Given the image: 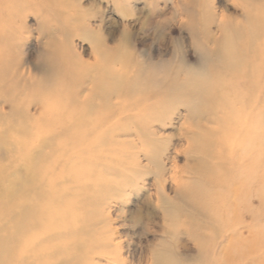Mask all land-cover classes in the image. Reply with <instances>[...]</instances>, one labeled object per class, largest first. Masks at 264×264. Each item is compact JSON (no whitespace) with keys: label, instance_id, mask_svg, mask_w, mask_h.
Returning <instances> with one entry per match:
<instances>
[{"label":"rangeland","instance_id":"obj_1","mask_svg":"<svg viewBox=\"0 0 264 264\" xmlns=\"http://www.w3.org/2000/svg\"><path fill=\"white\" fill-rule=\"evenodd\" d=\"M204 9L211 11L213 19L204 17ZM261 18H264V0H0V172H8L10 181L21 178V172L29 165L24 157L48 136L60 137L55 143L59 145L81 133L82 139L73 145L79 149L94 145L101 136L100 123L106 118L99 110L82 117V104L74 108L67 105L72 95L76 97V93L71 92V80L74 77L79 81L89 80L84 75L87 64L103 65L91 42L85 38L84 29L99 32L112 48L120 45L126 34L131 40L130 50L137 54L143 67L140 82L132 80L136 91L131 100L138 108L132 113L108 118L112 124L106 126L117 131L123 128L130 133L116 140L124 150L132 152L129 156L133 159L132 165L134 161L140 162L134 177L121 165L112 172L110 165L108 172L115 173L118 179L103 183L97 151L90 158L95 166H90L89 162L84 165V162L83 168L80 166L75 172L71 165L58 164L61 161L55 155L49 161L43 160L40 168L37 166L40 182L35 181V190L40 187L37 191L47 197L53 192L70 194L64 203V214L71 213V227L81 229L82 240L78 243L85 247L90 245L81 254L74 253V248L69 250L72 258L69 257L68 264H152L153 249L171 240L170 227L174 221L180 224L172 251L178 261L200 259L199 253L203 252L207 264H264V36L253 38V46L259 48L257 51L261 54V59H256L263 66L259 80L246 82L235 75H215L209 80L217 89L215 98L184 99L187 106L192 100L196 103L194 118L182 105L183 99L178 100L183 96L177 94L174 98L153 90L171 82L168 77L179 74L182 78L194 67L199 69L197 73L214 74L209 66L216 62L200 63L203 54L215 42L228 47V40H233L236 49L247 47L251 35L262 31ZM74 54L77 56L71 58ZM191 83V86L196 85ZM185 84L182 88L188 91L189 86ZM81 86H86L81 92L83 101L93 84L87 81ZM15 92L19 95L12 94ZM14 97L20 98L18 109L11 105ZM91 98L96 100L97 104L94 103L99 109V94ZM112 99L111 104L107 103V106L113 105L110 109L119 106L114 104L116 97ZM121 100L125 101L119 98L117 102ZM128 114H132L130 119ZM125 118L128 123L124 122ZM149 118L153 125L149 124ZM18 121L24 122L22 131L17 128ZM186 130L207 134V139L191 141ZM85 134L90 135L86 138ZM76 151L74 154L78 157L81 152ZM145 155L162 161V174ZM77 159L83 161L82 157ZM63 169L69 171L66 172L69 177L64 174L66 181ZM76 177L78 181L73 180ZM47 197H44L46 202ZM15 200H18L16 206L19 205V199ZM2 213L0 224L11 220L8 232L14 233L16 221H12V216L1 217ZM80 219L83 221H78ZM1 234L4 236L5 232Z\"/></svg>","mask_w":264,"mask_h":264},{"label":"bare ground","instance_id":"obj_2","mask_svg":"<svg viewBox=\"0 0 264 264\" xmlns=\"http://www.w3.org/2000/svg\"><path fill=\"white\" fill-rule=\"evenodd\" d=\"M203 12H204V17H206L207 19L208 18L213 19L214 15L210 13L211 11H209L208 9H204ZM261 19H262L261 20L262 31H258L255 34L251 35L252 38H249V39L250 40L252 39V40L250 41V43L248 41L247 47H245V45H243V47L245 49L243 47H240V48L237 47V49H236V47H234L235 41L228 40V42H229V44L227 45L228 47H226L223 43L222 44L221 43L218 44L217 42H215L213 44L214 46L209 51H207V53L205 52L203 54L201 60L199 61L200 63L203 64V63L207 62L208 64H211V63H213V61L216 62V65H214L212 67L209 66L211 68V71L214 74H210L208 72H206V73H202V72L197 73L199 69L197 67H194L189 72L184 74L182 78H181V76L179 74H176V75L174 74L172 77H168L167 79H170L171 82L169 81L167 83H164V85L160 86L159 88L153 89V90L154 91H161L162 93H164V95L169 96V97H170V95L171 96L173 95V97L175 98L177 94H178L177 96H183L182 98H179L178 100H182L183 99L182 105L185 106L188 109V111H189L188 113L191 115L190 117L194 118V117L197 116V113H196V110H195L196 109V103L192 100L191 102H193V103L192 104L190 103L189 106H187L186 105L187 102L184 99L189 98V97H196V98H198V100H200L202 98L208 99L210 97L211 98H215L216 97V93H217L216 92L217 89H216L215 86L212 87L209 84V80H211L215 75L216 76L218 74H220V75L221 74H225L227 76L228 75H235L236 77H239L241 79V81L244 80L246 82H249V81L252 82V81L259 80V77L262 76L261 73H262V70H263V66H261V62H259L256 59V58L261 59V54L258 53V51H257L259 48L257 49L255 46H253V43H254L253 38L258 39V38H260V36H261V38H262V35L264 36V18H261ZM81 28H83V27H81ZM70 34L71 33L69 32V35ZM84 36L93 45V49H94L95 53L97 54V57L99 58V60L103 62V65L97 66V65L87 64L85 67L83 66L86 69L84 75H85V77L90 78L89 80H83V81L80 80L79 81L77 77L73 76L74 78H73V80H71L72 84L70 86H72L71 87L72 88L71 92H73V94L76 93V97L74 95H72L71 98H70L71 100L70 101L68 100L69 103H67V105L69 107L74 108V107L79 106L80 104H82L84 106L83 109H82L83 110V116L82 117H84V115L89 114L92 111H98L99 110L98 113L99 114L101 113V116L104 117V119L106 118V120H108V118H110V117L113 118V117H117V116H120V115L122 116L124 114L129 113V112L132 113L133 110H136V108H138V104L136 102H134L133 100H131L132 95L136 91L135 86H133L134 84H133L132 80H136L137 82L138 81L140 82V80H141L140 75L143 72L142 71L143 67H141L140 61L137 59V54L130 50L129 43L131 42V40L129 41L128 40L129 38H126L127 35L125 34V36L123 38V41H121V44L120 45L118 44V46L112 48V47L108 46L106 40L103 39V37L100 35L99 32L95 33L92 29L89 30L88 28H86V30L84 29ZM237 36H240V35H237ZM240 38H241V36H240ZM225 41H227V40H225ZM64 45H65V43H64ZM65 46H64V48H65ZM57 55H58V53H57ZM76 56L77 55L74 54V57H71V58H75ZM60 57H61V55H60ZM262 57L264 58V53H263ZM98 58H97V60H98ZM250 59L253 60V61L251 62ZM62 60H63V62L64 61L66 62V60H64V59H62ZM254 60H257V61H254ZM80 62H83V61L81 60ZM116 65L117 66L120 65L121 66L120 69H116V67H117ZM81 66H82V64H81ZM92 73H94V77L91 79V74ZM193 75H194V79L192 78ZM178 79L181 80V81H179ZM87 81L91 82L93 84V87L89 88L88 96H86V98L84 97V100L82 101L81 92L83 90H85L86 86H81V85L86 84ZM191 81H193V84L195 83L196 85L195 86H191L192 85ZM39 83H41V82H39ZM63 83H65V82L63 81ZM180 83H182V84H180ZM184 83H186L185 85L189 86L188 87V91L185 89V87L182 88V85ZM214 83H216V81ZM216 86H218V85H216ZM78 87H80V88H78ZM49 88L50 87L48 86L47 90H49ZM68 88H69V86H68ZM2 89H3V86L1 87V90ZM5 89H6V91H10L9 88L8 89L5 88ZM18 92H15V93H12V94L13 95H19ZM95 92L99 94V99H101V104L99 103V105H98L99 109L96 106V104H97L95 102L96 100H94V98H91L92 95L94 97V95L96 94ZM184 92H187V93L185 94ZM58 93L60 94V92H58ZM152 94L155 95L156 93L152 92ZM79 97H80V99H79ZM112 97H116V99H115L116 102L114 104H117L119 106L113 107L112 109H110L113 105L107 106V103L109 102L111 104V100H113ZM127 97H128V99L125 100ZM119 98H122L125 101L121 100L122 102H119V101L117 102V100H119ZM19 101H20L19 97H14V99H11L10 102H11L12 107L13 108L15 107V109H18L19 103H20ZM131 101H133V102H131ZM98 102H100V101L98 100ZM148 102L149 101H147V103ZM165 102H167V101H165ZM162 105H164V103H162ZM108 107H109V109H108ZM61 109L62 108H60L59 110H61ZM256 110H257V108H256ZM43 111H44V109H43ZM43 111H42V113H43ZM80 111H81V109H80ZM18 113H16V114L18 115ZM48 113H49V111H48ZM80 113H82V112H80ZM90 114H92V113H90ZM130 115L132 116V114H130ZM130 115H129V119H130ZM59 116H61V112H60ZM26 117H28V116H26ZM87 117H89V116H87ZM29 118H31V117H29ZM63 118H64V114H63ZM112 118H110V119H112ZM25 119L26 118H24V120ZM87 119H89V118H87ZM97 119H98V117H97ZM149 119L151 120V118H149ZM106 120H104V121L101 120L102 123L99 122L100 125H102L103 127L101 126V133H100L101 136L100 137L98 136L100 134L97 133L98 134L97 135L98 136V142L95 143L94 145H89L87 147H81L80 149L79 148H75L73 145L76 144L77 142H79V140L82 139L81 137H83L81 135V133H76L73 136L71 135L72 137H69L68 141H65V142H63L62 144H59V145L58 144L56 145L55 143L59 142L60 137L59 138H58V136L57 137H53L51 135L53 138L52 139H48L49 137L51 138V136L47 135L48 136V138L46 139L47 141L45 140L43 143H41L39 145V147H35L36 145L33 144V145H35L34 147L36 149L33 152L28 153L29 155L27 154L28 155L27 158L24 157V159H25L24 161L26 163H28L29 165H31V168H30L29 165H27L28 168L27 169L26 168L23 169V171L21 172V178L19 180L15 181V182H13L12 180L10 181L9 180L10 177L8 176V172L1 170V172H0V205H1L0 213L3 212L1 217L2 216H6V217L12 216V221L13 222L16 221V226H15V232L14 233H9L8 232V229H9L8 224L11 222V220H10V222L8 220V223H4L3 225L0 224V264H46V263L53 264V262H56V264H68L69 263V257L72 255V254H70V253H72V252H70L72 248H74L76 250V251H74V253L77 252V253L81 254V253H84V251L87 248V246H90V245H87L85 247L84 244L78 243V241L80 242L82 240V238L79 236V234L83 235L81 233V229H78L77 226L74 227V228L71 227V225H70V222H71L70 220L72 219V214L71 213H69V212L67 213L66 212V214H64L65 210H66L65 209L66 207H65L64 203L68 200V195H70V194H68L66 192L64 193L63 189H62L63 194L62 193L60 194V193H54L53 192V193H51V195L47 194V195H49V197H47V196H45L44 192L41 193V192L37 191V189L38 190L41 189L40 187L39 188L37 187V189L35 190L34 187L37 186L35 184V181L39 180V177H40L39 175H38L39 177L37 176V174H39V171L38 172H36V171H37L39 165L42 166L43 160H44V162H45V159H48L47 161H49V158H51L54 155L58 159H60V161H61V162H58V164H60V163L62 164V162H64L65 166L66 165H68V166L71 165V168H72L73 172L78 171L77 168H79L84 162H85L84 165L87 162H89L88 164H90V166H92V165L95 166L90 161V158L92 157L91 154H93V153H95L97 151L99 153L98 160H99V163H101V165L99 167H101V171H102V173H100V175L103 174V175H101L103 183L109 184L111 180L112 181H116L118 179V177H116V178L114 177L115 173L113 174V173L108 172L109 171L108 168H110V165L113 168V169H111L112 172L116 171V168L118 167L117 165H121L120 166L121 168H123V169L127 168V170L131 171L130 172L131 173V177H134V175L137 174L136 170H137V167L140 166V162L139 161H134V164L132 165L133 162H131V160H133V159L132 158L129 159V156L132 155V152L128 151V149L126 150V148L124 150V147L123 146H119V144H118L119 142H117V140H116L121 135L130 136V133L125 132L123 130V128L122 129L119 128L118 131L115 128L111 129V130L108 129L106 126H107V124L110 123V121L108 120V122H107ZM150 120L148 121L149 124L153 125L154 124L153 120H151V121ZM93 121H94V119H93ZM125 121H126V118H125L124 122ZM212 121L214 122L213 118H212ZM9 122L11 123V120ZM81 122H82V120H81ZM86 122H87V120H86ZM122 122H123V120H122ZM126 122L128 123V121H126ZM155 122H157V120ZM74 123H75V121H74ZM22 124H24V122L20 121L18 123V125H17L18 126L17 128L21 129V131L23 130V127H22L23 125ZM81 124L83 125L84 123H81ZM111 124L112 123H110L109 125H111ZM124 124L122 123V125H124ZM8 125H10V124H8ZM13 125H15V124H13ZM134 125L135 124H133V126ZM125 127L127 128V125ZM137 127H139V126L137 125ZM34 129L37 130L36 127ZM94 129H96V128H94ZM39 130H41V129H39ZM95 131L97 132V129ZM28 132H26V133L29 134ZM186 132H187L189 138L191 139V141L193 140V141H198L199 142L200 140L207 139V134L206 135L205 134L202 135L200 133H196V132H192V131H188V130H186ZM37 133H39V132H37ZM43 133H44V131H43ZM43 133L41 134V136L43 135ZM66 133H68V131ZM4 134H5V131H4ZM89 135L90 134H85V137L88 138ZM139 135H141V134H139ZM148 135H150V134H148ZM141 137H143V136H141ZM33 138L35 140V137H33ZM30 142L31 141H29V143ZM80 143H82V142H80ZM129 144H130V142H129ZM130 145H132V144H130ZM243 148H242V150H243ZM22 149H24V148H22ZM32 149H34V148H32ZM248 150H249V148H248ZM75 151L76 152H79V151L81 152V154L78 157H80V158L82 157L83 161H79L77 159L78 158L77 155L75 156V154H74ZM19 153H20V151H19ZM22 153H23V151H22ZM224 155H226V154H224ZM145 157L147 158L148 162H150V164H153L158 169V172L159 171L161 172L160 174L163 173V170H164L163 166L164 165H163L161 160L159 161V159L157 160V158H150V156H148V155H145ZM220 157L222 159V156H220ZM228 157H230V156H228ZM229 159H231V158H229ZM47 164H49V163L47 162ZM52 164H54V163H52ZM78 164H80V165L78 166ZM44 165H45V163H44ZM47 166H50V165H47ZM81 167L83 168V166H81ZM92 168H94V167H92ZM203 168H204V166H203ZM68 169H70V168H68ZM205 169H207V168H205ZM40 171H42V170H40ZM48 171L50 172V170H48ZM58 171H59V169H58ZM84 171H87V170H85V168H84ZM203 171H204V169H203ZM210 171H212V170H210ZM210 171L208 172L209 175L212 174V173L210 174ZM66 172H69V171H67V169H66V171H65V169H63V175L64 174L66 175L67 174ZM230 172H231V170H230ZM79 173H80V170H79ZM49 175H50V173H49ZM65 175H64V179H65ZM36 176H37L38 179L35 178ZM55 176H57L56 173H55ZM51 177H52V175H51ZM67 177H69V175ZM70 177L72 179V175ZM244 177H245V175H244ZM17 178H18V176H17ZM175 178H176V183L178 184L177 176ZM50 179H52V178H50ZM54 179H56V178L54 177ZM44 180H46L45 177H44ZM67 180H69V179H67ZM73 180L78 181V178L77 177L75 179L73 178ZM41 181H43V180H41ZM55 181H57V179ZM64 181H66V179ZM38 182H40V180ZM220 182H221V180H220ZM241 182H243V181L241 180ZM72 183H70V184H72ZM7 184L11 185L13 187L12 188L11 187L8 188L9 186L7 187L6 186ZM79 184L80 185L75 184V182H74V185H78V187L82 186L81 183H79ZM66 185H67V183H66ZM240 185H241V183H240ZM43 186L44 185H42V187ZM70 187H72V186H70ZM74 187H77V186H74ZM18 188H20L21 190L18 191ZM32 188H33V190H32ZM54 188H55V191H57L55 186H54ZM59 188H60V186H59ZM59 188H58V191H59ZM85 188H86V186H85ZM107 188L105 189V191L108 190ZM232 188H234V186ZM80 189L82 190L81 187H80ZM45 191H46V189H45ZM47 191H48V189H47ZM102 191L105 192L104 190H102ZM236 192H237V190H236ZM80 193H82V191ZM72 194H74V193H72ZM234 194H236V193H234ZM44 197L48 198L47 202H46V200H44ZM15 199H19V205H17V206H16V204L18 203V200H15ZM15 201H17V202H15ZM70 204H71V202H70ZM76 205H74V206H76ZM69 208H71V206ZM221 213H222V211H221ZM77 214H79V212ZM74 215H76V214H74ZM82 215H83V213H82ZM227 215H228V213H227ZM229 215H230V213H229ZM217 217H216V219H217ZM226 220H228V219L226 218ZM78 221H83V220L80 219ZM82 223H84V225H85V222H82ZM82 226H83V224H82ZM2 232H5L4 236H1ZM233 233L234 232H232V234ZM204 238H205V236H204ZM70 258H72V257H70ZM73 264H76V263L73 262Z\"/></svg>","mask_w":264,"mask_h":264},{"label":"clouds","instance_id":"obj_3","mask_svg":"<svg viewBox=\"0 0 264 264\" xmlns=\"http://www.w3.org/2000/svg\"><path fill=\"white\" fill-rule=\"evenodd\" d=\"M179 221H174L170 227L172 236L169 242L157 245L152 251V264H207L205 254L199 253L200 259L178 261L173 255L174 242L179 233ZM179 251V249H176Z\"/></svg>","mask_w":264,"mask_h":264}]
</instances>
